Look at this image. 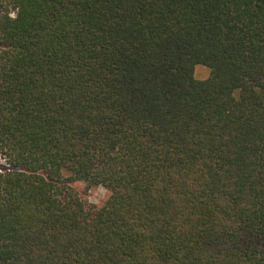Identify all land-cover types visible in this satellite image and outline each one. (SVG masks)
<instances>
[{
	"label": "trees",
	"instance_id": "16d2710c",
	"mask_svg": "<svg viewBox=\"0 0 264 264\" xmlns=\"http://www.w3.org/2000/svg\"><path fill=\"white\" fill-rule=\"evenodd\" d=\"M0 149V264H264V0H0Z\"/></svg>",
	"mask_w": 264,
	"mask_h": 264
},
{
	"label": "rangeland",
	"instance_id": "374dc122",
	"mask_svg": "<svg viewBox=\"0 0 264 264\" xmlns=\"http://www.w3.org/2000/svg\"><path fill=\"white\" fill-rule=\"evenodd\" d=\"M210 75H211L210 67L203 64L196 65L195 76L198 79H207L208 77H210ZM9 167H10L9 161L7 160L6 155L2 153L0 149V172H3L6 168ZM79 189L85 201L88 204L94 206L101 205L108 196V190L106 189V187L102 185L88 187L87 185L83 184V185H79Z\"/></svg>",
	"mask_w": 264,
	"mask_h": 264
}]
</instances>
